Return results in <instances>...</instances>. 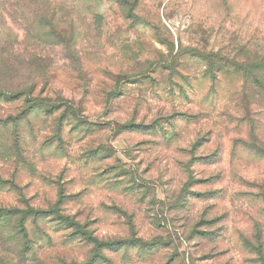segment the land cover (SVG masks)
Instances as JSON below:
<instances>
[{"label":"rangeland","instance_id":"rangeland-1","mask_svg":"<svg viewBox=\"0 0 264 264\" xmlns=\"http://www.w3.org/2000/svg\"><path fill=\"white\" fill-rule=\"evenodd\" d=\"M0 264H264V0H0Z\"/></svg>","mask_w":264,"mask_h":264}]
</instances>
